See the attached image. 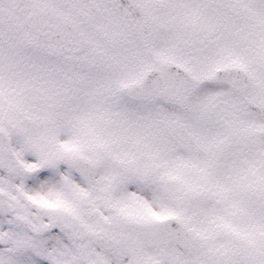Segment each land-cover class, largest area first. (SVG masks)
I'll return each mask as SVG.
<instances>
[{"label": "snow or ice", "instance_id": "6c2138e0", "mask_svg": "<svg viewBox=\"0 0 264 264\" xmlns=\"http://www.w3.org/2000/svg\"><path fill=\"white\" fill-rule=\"evenodd\" d=\"M0 264H264V0H0Z\"/></svg>", "mask_w": 264, "mask_h": 264}]
</instances>
